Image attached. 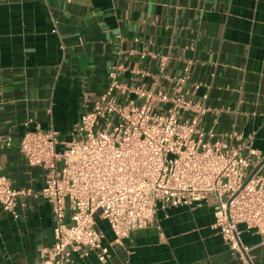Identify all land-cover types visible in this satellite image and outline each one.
Segmentation results:
<instances>
[{"label": "crops", "instance_id": "0c3cea01", "mask_svg": "<svg viewBox=\"0 0 264 264\" xmlns=\"http://www.w3.org/2000/svg\"><path fill=\"white\" fill-rule=\"evenodd\" d=\"M186 67L183 90L206 108L202 127L244 155L250 146L261 163L264 0H0V136L11 138L0 143V162L13 188L27 192L17 199L18 217L0 204V264H36L55 242L52 206L40 196L45 171L21 152L24 133L39 123L68 143L114 78L170 91ZM215 220L213 198L159 207L146 228L115 243L99 218L110 250L104 264H264L260 233L239 225L241 254ZM71 264L103 263L90 251L73 254Z\"/></svg>", "mask_w": 264, "mask_h": 264}, {"label": "built area", "instance_id": "2783aa9c", "mask_svg": "<svg viewBox=\"0 0 264 264\" xmlns=\"http://www.w3.org/2000/svg\"><path fill=\"white\" fill-rule=\"evenodd\" d=\"M166 65L164 58L162 70ZM189 77L186 67L170 91L128 87L114 78L94 106L83 111L68 143L39 123L24 133L20 150L30 166L45 171L40 196L51 204L55 221V242L40 252L36 264H71L73 254L88 256L90 251L104 264L110 250L99 218L108 222L114 242L121 243L146 228L159 207L209 198L215 203L214 227L232 250L242 254L240 224L264 237L263 169L243 187L260 162L257 152L249 146L244 155L226 140L213 141V130L202 127L206 108L183 90ZM189 111L194 115L184 117ZM5 139L10 145L11 138ZM4 140L0 136V143ZM26 193L13 188L0 162L4 211L18 217L17 199Z\"/></svg>", "mask_w": 264, "mask_h": 264}, {"label": "water", "instance_id": "95a60500", "mask_svg": "<svg viewBox=\"0 0 264 264\" xmlns=\"http://www.w3.org/2000/svg\"><path fill=\"white\" fill-rule=\"evenodd\" d=\"M264 166V159L261 163H259L250 173L249 177L246 179V181L243 184V187L247 185V183L251 180V178Z\"/></svg>", "mask_w": 264, "mask_h": 264}, {"label": "rangeland", "instance_id": "374dc122", "mask_svg": "<svg viewBox=\"0 0 264 264\" xmlns=\"http://www.w3.org/2000/svg\"><path fill=\"white\" fill-rule=\"evenodd\" d=\"M100 121H101V123H103V120H102V119H101ZM96 132H99V129H96ZM251 172H252V171H251Z\"/></svg>", "mask_w": 264, "mask_h": 264}]
</instances>
